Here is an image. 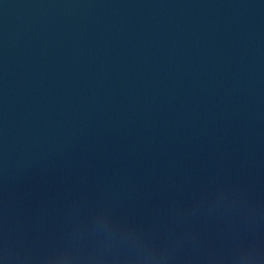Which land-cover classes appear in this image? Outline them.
<instances>
[{"label":"water","instance_id":"1","mask_svg":"<svg viewBox=\"0 0 264 264\" xmlns=\"http://www.w3.org/2000/svg\"><path fill=\"white\" fill-rule=\"evenodd\" d=\"M0 264H264V0H0Z\"/></svg>","mask_w":264,"mask_h":264}]
</instances>
